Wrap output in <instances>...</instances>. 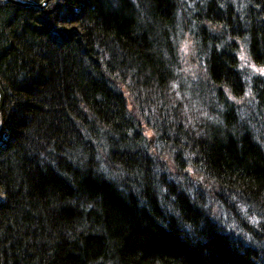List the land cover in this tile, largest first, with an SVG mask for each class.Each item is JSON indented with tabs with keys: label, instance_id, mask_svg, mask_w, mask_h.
Masks as SVG:
<instances>
[{
	"label": "trees",
	"instance_id": "obj_1",
	"mask_svg": "<svg viewBox=\"0 0 264 264\" xmlns=\"http://www.w3.org/2000/svg\"><path fill=\"white\" fill-rule=\"evenodd\" d=\"M239 43L264 66V0L0 1V264H264Z\"/></svg>",
	"mask_w": 264,
	"mask_h": 264
},
{
	"label": "rangeland",
	"instance_id": "obj_2",
	"mask_svg": "<svg viewBox=\"0 0 264 264\" xmlns=\"http://www.w3.org/2000/svg\"><path fill=\"white\" fill-rule=\"evenodd\" d=\"M193 48L194 47L190 38L185 36L180 46V53H181L180 55H181L182 63L184 65V69L187 71H197L198 69L197 63L193 61L194 59ZM237 56L242 68H247L252 73H256L264 77V66H257L251 61L247 51V47L243 43H239ZM126 95L127 98L129 99L128 94ZM144 130L146 134H150V130H146L145 127ZM197 178L200 179L199 177ZM197 178L196 180L198 181Z\"/></svg>",
	"mask_w": 264,
	"mask_h": 264
},
{
	"label": "water",
	"instance_id": "obj_3",
	"mask_svg": "<svg viewBox=\"0 0 264 264\" xmlns=\"http://www.w3.org/2000/svg\"><path fill=\"white\" fill-rule=\"evenodd\" d=\"M0 1H8L14 4H19L23 6H34V7L42 9L45 7L46 3L50 0H41L38 2L32 1V0H0ZM52 2H53V7H54L56 4V0H52ZM3 100H4V92L0 86V109L3 104Z\"/></svg>",
	"mask_w": 264,
	"mask_h": 264
}]
</instances>
